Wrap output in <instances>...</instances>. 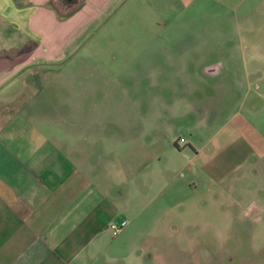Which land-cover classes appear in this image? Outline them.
<instances>
[{"label":"rangeland","instance_id":"374dc122","mask_svg":"<svg viewBox=\"0 0 264 264\" xmlns=\"http://www.w3.org/2000/svg\"><path fill=\"white\" fill-rule=\"evenodd\" d=\"M253 1L255 22L244 6L219 4L208 19L202 3L178 22H144L142 8L98 22L81 55L58 67L99 71L88 76L84 106L77 89L56 106L65 91L47 85L67 74L38 78L37 99L49 102L34 108L41 121H102L93 139L107 200L83 261L72 264H264V63L240 58L244 48L264 52V4ZM216 64L219 78L205 68L197 81V68ZM123 220L113 234L110 223Z\"/></svg>","mask_w":264,"mask_h":264},{"label":"crops","instance_id":"0c3cea01","mask_svg":"<svg viewBox=\"0 0 264 264\" xmlns=\"http://www.w3.org/2000/svg\"><path fill=\"white\" fill-rule=\"evenodd\" d=\"M201 3L209 10L208 19H214L219 4L244 6L245 21L255 22L253 0H0V264L82 262L107 200L96 175L102 151L93 138L102 136L100 117L58 114L54 124L41 121L34 108H46L49 102L37 99L38 90H45L38 78L67 74L63 84L54 81L47 87L53 95L65 91L56 106H65L68 92L79 90L81 106L93 87L89 74L99 71L94 73L86 62L73 72L58 67L81 55L90 27L137 8L143 9L144 22H178L183 12ZM243 50L240 58L262 68L264 52ZM153 64L158 71L159 63ZM205 68L208 76L215 70L213 79L223 73L221 64L206 65L197 68V81L207 80ZM70 74L78 75V83ZM88 139L95 150L89 157L84 147Z\"/></svg>","mask_w":264,"mask_h":264},{"label":"built area","instance_id":"2783aa9c","mask_svg":"<svg viewBox=\"0 0 264 264\" xmlns=\"http://www.w3.org/2000/svg\"><path fill=\"white\" fill-rule=\"evenodd\" d=\"M127 225V221L123 220L122 222H120L119 227L117 226V224L115 225L113 222L110 223V226L113 229V234L118 235L120 232V229L124 228Z\"/></svg>","mask_w":264,"mask_h":264}]
</instances>
